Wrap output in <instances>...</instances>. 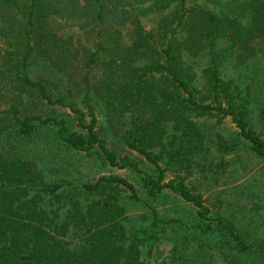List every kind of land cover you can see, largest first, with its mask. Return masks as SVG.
<instances>
[{
  "label": "trees",
  "instance_id": "obj_1",
  "mask_svg": "<svg viewBox=\"0 0 264 264\" xmlns=\"http://www.w3.org/2000/svg\"><path fill=\"white\" fill-rule=\"evenodd\" d=\"M163 11L168 13L159 15L154 28L144 29L138 20ZM63 25L91 33L89 46L79 50L58 34ZM0 37L11 47L3 53L0 87L13 90L18 101L0 109L3 144L44 129L67 149L94 150L103 166L133 170L141 191L117 175L81 184L48 181L32 160L0 154V264H151L152 247L162 237L171 247L162 260L187 261L182 253L191 242L199 248L213 238L225 264H264V231L240 228L211 212L184 182L208 135L195 121L200 117L218 122L228 116L250 151L264 160V138L251 124L253 104L264 122L254 76L240 87L219 73L227 56L235 66L264 56V0H0ZM202 55L206 63L198 73L189 61ZM32 59L67 76L82 94L88 121L73 101L52 98L42 82L29 78ZM93 70L99 73L91 81ZM36 94L67 107L82 130H72L66 114H21L19 101ZM91 98L102 102V127L96 126ZM107 140L136 151L151 167L141 169L107 147ZM239 144L220 137L214 142L220 155ZM227 164L223 158L216 163ZM166 171L172 176L165 180ZM167 190L195 208L186 219L159 215L153 207L164 205ZM130 204L139 212L129 214ZM258 217L264 221L262 213ZM198 255L189 251V262Z\"/></svg>",
  "mask_w": 264,
  "mask_h": 264
},
{
  "label": "rangeland",
  "instance_id": "obj_2",
  "mask_svg": "<svg viewBox=\"0 0 264 264\" xmlns=\"http://www.w3.org/2000/svg\"><path fill=\"white\" fill-rule=\"evenodd\" d=\"M198 4L203 7H209L207 3L198 2ZM162 13H168V11L143 14L138 17V20L144 29H151L154 28L157 18ZM126 26L127 24L122 30L123 33L126 30ZM58 34H61L65 38L69 36L72 45L77 46L79 50L81 46L88 47L92 39L91 33H85L82 29L67 25H63L58 31ZM221 45H224L223 41ZM9 49L11 47L0 37V65H3L1 66L2 69L5 68L7 62L3 53ZM189 62H191L193 71L199 73V69L206 63V56L191 57ZM240 66H235L232 57H225L219 68L220 77L224 80H231L241 87L247 81L246 76L253 75L257 82L256 87H254L256 89L255 92L259 98L264 99V56L256 54V57L249 59L246 66ZM98 73L99 71L96 70L91 72V74L95 75L91 78V81H94L98 77ZM26 74L29 78L42 82L47 89V93L52 98L62 96L66 100L73 101L74 105L83 111L85 121L89 120V117L86 115V107L82 101V94H80L81 92L76 94L77 89L70 81L68 82L67 76L47 67L39 59H32L28 62ZM197 76L198 81L195 84L198 85L201 83V79L199 74ZM79 86L81 87V85ZM258 88L260 90H257ZM68 89L72 92L71 95L68 94ZM9 91H7V87H0V109H4L11 102H18L17 100H12L13 97L15 98V94L12 92L13 90L11 92ZM89 104L96 116V126L102 127L104 125L102 102L99 99L91 98L89 99ZM19 106L21 114L32 112L41 117L66 114L68 115L66 121L69 127L76 131L82 130L76 122L75 114L67 107H62L58 104H49L37 94L29 98L24 96L19 101ZM253 107L255 110L251 113L252 128L264 138V122L259 121L255 104H253ZM195 121L200 129H205L208 135L202 138L201 146L195 152V163L190 168L191 173L184 182L201 194L204 203L210 208L211 212H219L233 219L240 228L243 227L248 230L256 228V230L263 232L264 221H260L258 214L262 213L264 216V160L259 159L250 151L247 142L238 134V129L230 121L228 116L218 122L213 117H200L195 119ZM217 137L223 140L240 141L241 144L235 150L225 155H220L214 145ZM106 146L114 148V145H111L108 140ZM114 149L119 155H127L141 169H149L151 167L134 150L128 149L127 147ZM0 154L3 156L19 155L32 160L36 170L48 181L63 180L71 182L72 184H81L85 181L93 182L100 175H117L131 182L141 194L136 183V174L133 170L108 165L103 166L94 150L86 152L67 149L64 144L52 138L44 129L38 130L25 138L15 140L11 143V146L3 144V140L1 139ZM222 158L228 164L220 168L216 163L221 161ZM164 175L166 180L172 176V173L166 171ZM167 193L168 197L164 200V205L160 203L153 204V207H155L159 215L184 220L191 214V210L195 209L180 197L173 196L168 190ZM124 195L123 192H120L119 196L122 198ZM47 199L48 197H44V200ZM124 199L126 198H123L122 201ZM135 206V204L128 206L129 214L139 212V209ZM165 234H171V231L167 230ZM75 243L76 240L73 241V245ZM214 243L213 238L205 239L198 248L195 242H191L188 248L183 250L182 253V256L187 261H170V259L162 260L164 256L168 255L171 248L169 242L162 237L154 243L149 262L151 264H161L162 261H164L163 264H225L226 260L224 256L220 254ZM189 251L198 252L199 255L196 261L189 262L190 258L187 256ZM242 260L245 264H249L244 259Z\"/></svg>",
  "mask_w": 264,
  "mask_h": 264
}]
</instances>
